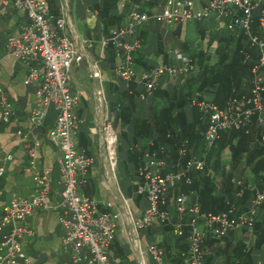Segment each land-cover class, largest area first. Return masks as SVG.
<instances>
[{"label":"built area","instance_id":"obj_1","mask_svg":"<svg viewBox=\"0 0 264 264\" xmlns=\"http://www.w3.org/2000/svg\"><path fill=\"white\" fill-rule=\"evenodd\" d=\"M11 2L13 6L26 13L29 22L23 24L17 33L8 36L5 43V55L19 59L28 67L27 81L37 83L34 106L29 112L28 120L32 126H41L52 109L55 117L46 131L47 140L55 147V161L60 172L63 188L60 201L50 204L49 195L52 189V167H43L33 174V189L28 196H15L4 205L0 213V264H29L22 239L34 234L33 227L27 222L29 215L37 210L56 209L60 211L59 223L63 229L62 247L73 259L84 264H111L108 256L110 245L115 237L122 215L128 212L131 230L136 234L133 247L138 253V264H167L165 249L158 242L143 244L140 231L161 224H171L173 233L182 234L183 223L171 222V216L162 205L166 202L169 188L178 181L189 183L187 173L191 170L206 171L204 156H191L178 171L165 170L166 164L155 154H146V160L138 169L140 182L136 192L144 195L146 206L139 216H133L127 198L121 193L123 204L112 209L113 204L105 205L111 210L102 211L99 202L82 192L86 176L95 159L84 150H79L75 142L80 118L77 109L82 102L79 91L70 89V72L84 57V48L93 45L92 40H84L76 45L65 33L64 16L54 17L49 10L48 0H0ZM124 4L121 3V10ZM258 10L257 15L254 13ZM97 14L96 11L93 12ZM213 17L224 21V27L231 31H242L249 44L259 51L256 64L251 69L250 96L241 99L231 98L222 107L214 102L199 98L195 94L192 100L208 116V127L204 132L208 146L217 138L218 132L224 129H241L255 123L261 127V139L264 141V0H165L158 12L143 11L138 4H133L126 13L124 26L112 28L107 36L99 40L102 47L111 44L115 48L118 61L114 66L115 74L126 82H137L143 86L139 92L140 99H147L163 75L169 79L177 78L194 69L189 56L178 49L170 51L176 59L175 64H158L150 69L137 72L134 67V53L142 47V39L137 30L147 21H160L167 27L176 23L197 21ZM255 25V26H254ZM125 36H130L129 40ZM248 57V54H246ZM39 58L37 63H33ZM1 68V59H0ZM94 74L98 75L96 71ZM103 100V92L99 91ZM199 98V99H197ZM106 110H108L106 104ZM0 113L4 121L15 116L14 104L5 88L0 83ZM107 119V120H106ZM107 122V123H105ZM112 122L105 117L101 125L103 153L109 175L116 182L117 134L112 131ZM104 130V132H103ZM110 133V136L108 135ZM100 135V137H101ZM111 135L114 140L109 141ZM16 136L26 141L27 134L17 130ZM28 164L35 167L39 163L38 150L35 146L27 148ZM8 159L12 156L7 155ZM5 168L0 166V178ZM241 185L239 179H233ZM243 188L236 193L241 196ZM264 203V189L254 191L250 205L245 211L235 213V206L221 212L201 211L197 200L188 194L174 199V207L179 213H192L187 222L189 235L187 251L183 264H204L205 252L203 241L208 233L216 237L250 226L254 217ZM143 247V248H142Z\"/></svg>","mask_w":264,"mask_h":264},{"label":"trees","instance_id":"obj_2","mask_svg":"<svg viewBox=\"0 0 264 264\" xmlns=\"http://www.w3.org/2000/svg\"><path fill=\"white\" fill-rule=\"evenodd\" d=\"M116 1L103 0L101 4L95 5L104 36L109 34L110 29L123 24L130 9L131 4L126 3L119 12ZM157 1L162 0H150L149 4L154 5ZM201 21H195V32L200 31ZM225 31L226 33L217 34L214 38L217 42V61L213 63L209 52L189 46L193 41L185 38L179 45V51L192 59L194 69L178 76L177 81L167 87L158 84L149 100L139 98L142 85L134 81L123 83L121 87L109 83L105 91L108 112L112 113V126L118 130L117 159L120 152L124 151L122 161L131 182L128 190L122 191V195L132 200L138 208L146 206L144 195L136 192L137 184L141 180L137 169L145 162L146 154H155L156 158L165 161L163 172L178 171L193 155L204 156L206 169L214 171V176H211L206 174V171L191 170L187 173L189 183L182 180L169 188L162 207L170 212L171 222L184 224L182 234H174L171 224H161L143 230V234L151 241H154L155 235H163L158 244L164 247L166 260L170 264H183L190 230L187 222L193 217L192 213L177 212L173 204L177 196L188 194L192 200L198 201L201 211L216 213L227 210L230 205L239 207L242 204V208L249 199L251 200L256 189H264L249 187L248 179H243L241 185L232 182L238 168L239 174L247 169L253 174L252 180L263 186L264 177H259V174L264 172V141L261 139L262 129L255 123V117L252 124L246 128L220 130L212 145L208 146L204 135L209 123L208 116L192 103L196 93H200L199 98H205L204 93L211 94L210 101L220 107L231 98L250 96L251 69L257 62L259 51L249 44L242 31ZM147 34L148 30L145 29L137 33L142 39V46ZM174 34H179V29ZM161 39L158 34L154 55L161 54L163 64L177 63L170 53L175 45L166 52ZM141 48L134 53L135 67L147 70L156 66L153 64L156 58L149 63L152 59L145 60L147 50ZM115 59V48L108 44L105 46L104 61L113 65ZM162 77L169 79L165 75ZM80 133V146L86 147L88 142H84L85 133ZM226 150L230 153L228 168L221 161V155ZM117 169L116 166V171ZM240 188H243V193L238 197L236 193ZM241 210L238 209L235 213ZM249 235L254 236V242L247 248L243 237ZM110 248L114 256L120 259V264H125V247L114 241ZM202 249L205 252L204 264H217L219 258L222 264H256V254H261L264 249V203L259 207L252 224L242 228L240 234L229 232L225 236L216 237L208 233Z\"/></svg>","mask_w":264,"mask_h":264},{"label":"crops","instance_id":"obj_3","mask_svg":"<svg viewBox=\"0 0 264 264\" xmlns=\"http://www.w3.org/2000/svg\"><path fill=\"white\" fill-rule=\"evenodd\" d=\"M102 1L103 0H48V3L51 15L54 17H59L61 15L65 17V33L76 45H80L84 40L94 41L91 47L84 48V59H82L78 65L72 67L70 72V89L72 91H79L82 96V102L76 111L80 118L76 134L78 135L76 136L77 147L79 150H84L88 155H92L95 159L94 164L90 167L87 173L86 183L82 187V192L97 200L99 202L100 210L108 211L111 210V208L105 205L106 202H111L113 204L112 209L114 210L120 208L118 194H122V191L119 188L117 176L116 183L109 175L104 155L100 151V145L96 147L95 143V138L97 137V133L101 129L103 122L104 110L103 100L99 91H102L103 95H106V82L120 87L123 83L127 82L120 79L114 72L113 66H115L118 61L117 56L115 64L110 65L106 63L105 68H102L101 66V62L104 61L105 47H102L99 40L104 34L102 33L98 12L96 10L97 7H95V5L101 4ZM196 1L204 3L206 0ZM149 2L150 0H117L116 7L120 12L119 7L121 3L131 4L130 7L133 4H138L143 11L158 12L162 9L165 0L157 1L154 5H150ZM94 11L97 12L96 15L93 14ZM256 11L257 10L254 11L255 14ZM154 21L155 20H150L145 22L137 30V33L141 29L148 30L145 44H143L141 49L147 50V52H145V60L148 58L152 59V61H148L149 63L153 62V58H156L153 62V64L156 65L163 61L161 54L158 56L154 55L158 34L162 38L161 40L166 52L170 50V48H173L172 46L174 45L173 50H181L179 45H181L180 43L186 38L193 41L189 46L209 52L212 63L217 61L215 53L217 42L214 38H216L217 34L226 33V28L223 24L224 21H218L213 17L204 18L201 21V29L198 32L193 30V26L190 27V25H187V22H180L171 27H167L160 21H156L158 23H154ZM27 22H29V18L25 12L15 8L11 2L3 3L0 1V83L5 88L15 108V116L9 121L2 120L0 113V166L5 168V171L0 178V213L4 205L7 204L11 198L18 195L28 196L32 192L33 174L36 170H41L43 167H52L53 170L51 176L52 189L49 195L50 204L60 201V193L63 188V185L60 182L59 168L55 161V147L46 138V131L54 120L55 112L51 109L44 124L41 126H32L30 124L28 117L31 108L34 106L37 83L27 81L28 67L25 64L13 56L5 55V43L8 36L17 33L20 27ZM122 26H124V24L115 27L119 28ZM177 29H179V34H174ZM203 34L204 37H202ZM130 38V36H125L126 40H129ZM38 61L39 58H36L33 63L35 64ZM83 62L86 67L85 72L78 70ZM135 69L138 72L143 70L141 67H135ZM96 71L98 72V75L94 74ZM162 78L164 79L161 80ZM166 79L167 78L165 77L159 78L157 85L161 84V86L167 87L172 84V82L175 83L177 81L176 78ZM204 96L209 100L212 97L211 94L206 93H204ZM150 98L151 96L143 100H149ZM17 130H22L27 134L26 141H22L16 136ZM80 132L85 133L84 142H88L86 147L80 146ZM29 146H35L38 150L39 163L35 167L29 166L28 164L26 151ZM94 149L96 155H94ZM7 155H11L12 157L8 159L6 157ZM229 160L230 153L226 150L221 155V161L226 164V168L229 166ZM210 171V175L214 176V171L212 169H210ZM261 176L264 177V172L259 174V177ZM252 177L253 174L247 169L239 174L238 168V172L235 173L232 182L234 178L239 179L241 183L243 182V179H248L250 182L248 185L249 187L254 188L257 186L259 189H262L264 187V181H262L263 186H260L258 182L252 180ZM189 197L192 198L190 195ZM127 201L131 204V209L134 212L133 214L139 216L144 207L138 208L133 201L128 198ZM249 205L250 199L242 208H240L242 204L239 207L235 206V212L238 209L245 211ZM59 216L60 211L56 209L37 210L28 216L27 222L33 227L34 234L32 236L24 237L21 241L26 255L30 258L29 264H84L83 262L75 261L72 255L63 249V229L59 223ZM125 216L126 214L124 213V217L122 215L121 218V223L123 219V226L126 224L125 228L127 227L128 232L123 234L126 239H131L128 240L133 249L135 246L134 243L136 242V234L131 230V226L126 223L127 219ZM120 225L118 226L120 227ZM130 232L132 233L130 234ZM234 233L240 234L241 229ZM138 235L141 236V233L139 232ZM143 235L146 237L145 234ZM158 235L160 234L155 236ZM160 236L163 239V235ZM118 237L119 236L114 237L112 243L117 241L125 247L127 251V261L124 260V262L125 264H130L132 253L128 247L120 242V237ZM243 241L245 242L246 247L249 248L254 242V236H244ZM146 243L149 242L146 241ZM133 254L134 256H138L137 252L136 254ZM108 256L114 260V264H120V259L114 256L111 248H109ZM256 258V264H264V249L261 251V254L260 252L256 254ZM167 264H170L169 261H167ZM217 264H222L221 258L218 259Z\"/></svg>","mask_w":264,"mask_h":264},{"label":"rangeland","instance_id":"obj_4","mask_svg":"<svg viewBox=\"0 0 264 264\" xmlns=\"http://www.w3.org/2000/svg\"><path fill=\"white\" fill-rule=\"evenodd\" d=\"M257 13H258V10L256 11V15H257ZM187 25H190V27L191 26H193V25H195V21H188L187 22ZM93 43H94V41H92ZM196 43H198V42H196ZM84 59V58H83ZM105 65H106V62L105 61H102L101 62V66H102V68H105ZM85 69H86V67H85V64H84V62L80 65V67L78 68V70L79 71H81V72H85ZM98 70V69H97ZM105 86H106V88H108V83L106 82L105 83ZM94 96V95H93ZM92 97V96H91ZM103 108H104V110H103V120L105 121V117H108V121H111V117H112V113H111V111L110 112H108V110H106V102H105V95H103ZM107 112H108V115H107ZM107 120V119H106ZM105 123H107V122H105ZM113 128V127H112ZM112 131H114V132H116V134H117V132H118V130H117V128H113L112 129ZM96 132H97V130H96ZM103 132H104V130H103ZM110 133H108V135H109ZM100 135H101V129L99 130V132L97 133V137L95 138L96 140H95V143H96V147H98L99 145H100V147H101V144H102V141H101V137L103 136V135H101V137H100ZM76 136H78V135H76ZM75 136V142H76V139H77V137ZM104 138H105V135L103 136ZM103 137H102V139H103ZM77 143V142H76ZM103 145V144H102ZM95 147V148H96ZM96 152H95V149H94V155H96L95 154ZM116 153H117V150H116ZM124 151H121L120 152V157H119V159H117L118 160V163H117V173H118V185H119V188H120V190L121 191H127L128 190V187L131 185L130 183V179H129V177L126 175V173H125V169H124V167H125V164H124V162L122 161V159L124 158ZM117 173H116V176H117ZM116 183H117V179H116ZM145 198V197H144ZM128 205H129V208H130V211L132 212V215L135 217V214H133L134 212L132 211V209H131V204H129V202H128ZM126 217V216H125ZM123 219H122V223H121V225H120V227L118 226V228H117V231H116V233H115V237H117V236H119L120 237V242L121 243H123L126 247H128L129 248V250H130V252L132 253V256H131V262H130V264H138V261H137V257L135 258V256H134V254L133 253H135L134 252V249H132V246H131V243L129 242V240H131L130 238H128V239H126V237H125V232H128V229H127V227L125 228V225L123 226ZM124 233V234H123ZM132 232H130V234H131ZM140 233H141V236H142V238H141V236H140V238H141V242H142V244H143V247H145V244H146V241H148V242H151V239L150 238H147V237H144V235H143V231H140ZM135 234V233H134ZM138 234V233H137ZM118 237V238H119ZM135 237H136V235H135ZM162 240V237L160 236V235H158V236H155V238H154V242H160ZM134 245H135V243H134ZM142 247V248H143ZM127 252V251H126ZM130 253V254H131ZM109 259H110V263L111 264H114V260H112L111 259V257L109 256Z\"/></svg>","mask_w":264,"mask_h":264},{"label":"bare ground","instance_id":"obj_5","mask_svg":"<svg viewBox=\"0 0 264 264\" xmlns=\"http://www.w3.org/2000/svg\"><path fill=\"white\" fill-rule=\"evenodd\" d=\"M109 136H110V134H109ZM103 137V136H102ZM104 138V137H103ZM105 139V138H104ZM111 140H114V136L113 135H111V137L109 138V141H111ZM126 219H127V221H126V223L128 224V225H130V217L128 216V212L126 213Z\"/></svg>","mask_w":264,"mask_h":264},{"label":"water","instance_id":"obj_6","mask_svg":"<svg viewBox=\"0 0 264 264\" xmlns=\"http://www.w3.org/2000/svg\"><path fill=\"white\" fill-rule=\"evenodd\" d=\"M118 198H119L120 204L122 205L123 204V199H122V196L120 194H118Z\"/></svg>","mask_w":264,"mask_h":264}]
</instances>
